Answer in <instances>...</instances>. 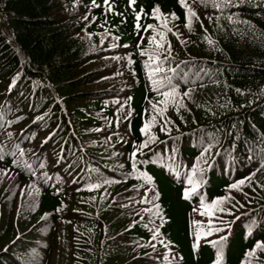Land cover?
<instances>
[{"label": "trees", "instance_id": "obj_1", "mask_svg": "<svg viewBox=\"0 0 264 264\" xmlns=\"http://www.w3.org/2000/svg\"><path fill=\"white\" fill-rule=\"evenodd\" d=\"M112 2L114 12L103 0L99 7L92 0H0V264H213L208 241L222 235V264H264V250L245 256L264 243V0H232L222 10L211 0H185L199 16L192 31L178 0ZM165 20L179 39L165 31ZM149 24L167 41L157 60L164 72L155 78L171 77L181 93L191 89L180 97L179 114L170 106L165 118L149 103L162 97L148 80V56L140 55L150 47ZM154 115L157 140L130 158L133 145L148 139L139 129ZM257 168L242 191L231 190L227 211L214 213L212 226L223 231L197 241L209 226L200 197L228 195V185ZM74 175L89 194L90 213L74 216V230L44 228L41 216L59 213L52 193ZM189 175L203 179L184 199Z\"/></svg>", "mask_w": 264, "mask_h": 264}, {"label": "snow or ice", "instance_id": "obj_2", "mask_svg": "<svg viewBox=\"0 0 264 264\" xmlns=\"http://www.w3.org/2000/svg\"><path fill=\"white\" fill-rule=\"evenodd\" d=\"M179 4L181 5V7H183L185 9V27L189 30L192 31V22H193V18L199 20V16H197L196 12L193 11L186 3L185 0H178ZM205 4H207V0H204ZM136 3V0H128V6L132 7L134 6ZM212 3V7L218 9V10H222L225 7H230L232 6V0H211ZM103 4L106 6V11L108 12H114V4L112 2V0H103ZM92 6L93 7H99V5L96 3V0H92ZM141 11H143V9H141ZM152 13L154 18L156 19H160L161 17V13H160V8L159 6H156L152 9ZM117 15H121L119 13H114ZM172 19L175 20L177 19L176 14L175 13H171ZM95 19V18H94ZM209 19H211V17H209ZM233 18L231 16L228 17V20L231 21ZM135 20L137 21L135 27L137 29V31L141 30V25L139 23V21L141 20V15L140 12H136L135 13ZM217 20H219V17H217ZM163 27L165 29L166 32H172V29L169 28L167 26V21H163ZM201 28H203V24L201 23ZM148 29H152L153 30V35L149 36L147 38L148 40V44H149V48L148 49H142L140 52L141 56L147 55L148 56V61L145 63L144 67L147 69V77L148 80L151 83L152 86V90L157 92L162 99L157 101L156 103H153L151 100L149 101L150 104H152V109L153 111L161 118H165V113L169 110V107L172 106L176 109L177 114H179L180 109H183L185 107V104L183 102L182 99H180L181 96L183 97H190L191 94V89L188 91H185L183 93H181L179 91V88L177 85L172 83V79L171 77L165 76L163 79H156L155 77L157 76L158 73L164 72V68L161 67L159 64H157V60L160 59V56L158 54L159 50H164V45L167 42L166 41V36H165V32H159L157 33L155 31V29L153 28V25L149 24L147 25L146 28H144V31H147ZM107 31V30H106ZM173 35H175L177 37V39H179V33L177 32H172ZM159 36V40L156 39V36ZM115 39H119L118 37H116ZM205 39H208L207 37H205ZM208 42L211 44L213 43L211 40H208ZM181 43H184V41H181ZM155 46L154 48L152 46ZM125 47H127V45H125ZM167 53L168 55L164 56L163 59L166 61L168 60V58L171 55V45L168 44L167 47ZM113 59H120L119 57H113ZM132 60L131 58L128 59V63L131 65L132 64ZM155 65V66H154ZM168 71H174L173 69H169ZM14 83V81H13ZM12 85H9V90H11ZM161 89H167L164 91H161ZM237 91L239 92L240 90L237 89ZM131 99V98H129ZM158 105H160L158 107ZM119 111V109H118ZM131 115V112L128 113V116ZM157 115L152 116L150 119L146 120L142 127H140V132L141 134L147 135L148 139L145 140L144 142L140 143L139 145H133V147L136 149L135 151H133L132 153H130V158H135L137 152H140L141 150H143L144 148H147L149 146V144L153 143L154 141L157 140V137L151 133V128L155 126L156 122H157ZM128 116H125L124 119H128ZM40 119V118H38ZM181 119H183L181 117ZM167 123H171V120H167ZM166 127L167 125H165L164 127L160 128V131H166ZM96 131H99V129H96ZM211 147V146H209ZM209 148H205L204 152H208ZM203 155V153L201 154ZM4 157L3 155H0V160H2ZM41 167H43V165H41ZM133 167H135V164H133ZM198 167V165H193V169H196ZM261 168H264V164H261ZM260 171V168H257L254 172H252L250 175L245 176L244 178L235 181L234 183L228 185V189H229V194L222 196V197H216L213 198L211 200V202H206L205 198L203 196L200 197V209H202L201 211V215H206L209 217V221H208V228L206 231H198L195 235H196V240L199 241L201 236H211L214 232H221L223 231V229L218 228V227H214L212 226V217L214 215V213L216 211H227V209L223 208L222 205L230 200L232 197L230 195L231 190H236V191H242V186L245 185L246 181L250 182L253 177L256 176V173ZM201 172H203V169H201ZM146 183H151L152 182V177L147 175V173L142 174ZM203 177L201 176L200 180L194 179V175H189L187 178V182L190 185L189 188L185 189L184 191V197L185 198H189L190 195H194L197 193V190L201 187V182H202ZM107 183V181H106ZM250 186V183H249ZM98 187V185H90L89 186V190ZM264 187V186H262ZM254 190V189H253ZM39 191V190H37ZM144 201H141V203H143ZM155 207L158 209L159 206L155 205ZM35 210V209H33ZM194 211H196V209H193ZM57 212L61 211L60 208L56 209ZM230 214V213H229ZM156 215H159V211L156 212ZM48 213H45L43 216H41V220L47 219ZM161 219H163L161 217ZM195 223V222H194ZM145 227H147V225H145ZM252 231V226H249V233L251 234ZM159 234V228L155 229V231L153 232V239L156 238V236ZM228 239L227 236H220L218 239L216 240H211L208 241V243L211 244V246L216 250L215 251V260L213 262V264H222L223 261V247H224V243L225 241ZM151 247L153 248V250H155V245H151ZM193 247V251H195L198 247L197 243H193L192 245ZM256 249H260V250H264V243H262L260 240H257L256 244L254 245V248L245 253L246 257L252 256L255 252ZM243 264V262H242Z\"/></svg>", "mask_w": 264, "mask_h": 264}]
</instances>
